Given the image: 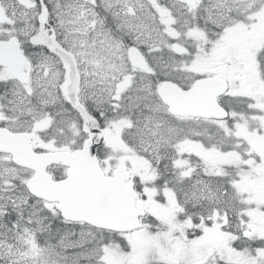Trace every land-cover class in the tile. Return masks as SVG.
<instances>
[{"label": "snow or ice", "instance_id": "snow-or-ice-1", "mask_svg": "<svg viewBox=\"0 0 264 264\" xmlns=\"http://www.w3.org/2000/svg\"><path fill=\"white\" fill-rule=\"evenodd\" d=\"M0 264H264V0H0Z\"/></svg>", "mask_w": 264, "mask_h": 264}]
</instances>
